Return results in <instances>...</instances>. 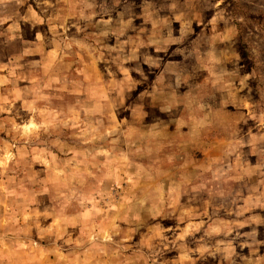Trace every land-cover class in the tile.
<instances>
[{
  "label": "clouds",
  "instance_id": "9594fccd",
  "mask_svg": "<svg viewBox=\"0 0 264 264\" xmlns=\"http://www.w3.org/2000/svg\"><path fill=\"white\" fill-rule=\"evenodd\" d=\"M0 264H264V0H0Z\"/></svg>",
  "mask_w": 264,
  "mask_h": 264
}]
</instances>
